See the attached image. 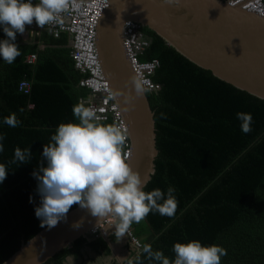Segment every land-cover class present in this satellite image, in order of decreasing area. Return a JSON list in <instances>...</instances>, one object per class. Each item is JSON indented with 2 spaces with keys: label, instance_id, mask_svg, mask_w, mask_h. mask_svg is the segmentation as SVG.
Segmentation results:
<instances>
[{
  "label": "trees",
  "instance_id": "obj_1",
  "mask_svg": "<svg viewBox=\"0 0 264 264\" xmlns=\"http://www.w3.org/2000/svg\"><path fill=\"white\" fill-rule=\"evenodd\" d=\"M142 30L150 44L140 60L159 61L152 76L159 89L147 92L158 154L144 190L167 193L171 186L178 207L173 217L150 212L144 231L138 223L130 226L142 240L139 249H129L124 264H135L138 254L148 264L145 244L174 259V243L191 239L225 248L221 264H264V99L197 66L149 28ZM3 39L7 37L0 26ZM68 39L66 32L53 37L42 31L28 39L17 33L21 56L12 64L0 57V134L5 135L0 163L8 169L0 182V264L46 227L35 215L41 197L33 173L41 163L46 166L43 147L59 124L78 122L73 106H87L83 100L90 90L80 85L87 74L75 67ZM30 55L35 56L32 62ZM238 112L252 115L251 132H242ZM13 113L21 121L17 127L3 122ZM101 122L115 125L111 117ZM16 147L30 148L31 160L13 163ZM87 237L42 264H68L70 257L86 264L112 255L101 232ZM109 239L116 241L114 231ZM112 264L119 263L113 259Z\"/></svg>",
  "mask_w": 264,
  "mask_h": 264
},
{
  "label": "water",
  "instance_id": "obj_2",
  "mask_svg": "<svg viewBox=\"0 0 264 264\" xmlns=\"http://www.w3.org/2000/svg\"><path fill=\"white\" fill-rule=\"evenodd\" d=\"M128 20L149 28L217 78L264 99V18L228 0H107L96 28L95 48L102 76L127 126L131 153L126 162L145 186L158 154L155 120L147 93L142 86L140 92L136 90L139 81L122 47ZM111 219L115 218L99 220L77 205L57 226H46L23 242L2 264H42Z\"/></svg>",
  "mask_w": 264,
  "mask_h": 264
},
{
  "label": "clouds",
  "instance_id": "obj_3",
  "mask_svg": "<svg viewBox=\"0 0 264 264\" xmlns=\"http://www.w3.org/2000/svg\"><path fill=\"white\" fill-rule=\"evenodd\" d=\"M71 3L72 0H39L38 3L0 0V26L7 37L0 40V57L12 64L21 56L15 43L17 33L23 35L26 26L33 22L41 29L61 23L62 14L69 12ZM20 90L23 91V86ZM136 90H142L139 82ZM72 112L78 122L59 124L51 142L43 147L46 166L41 163L38 171L33 173L41 197L40 205L35 208L40 226L48 229L57 226L73 205H79L99 220L114 217L115 222L111 219L103 227L112 224L114 236L119 241L133 223L141 222L150 212L173 217L178 207L173 195L175 189L170 186L167 193L160 188L145 191L139 173L126 162L130 158V155L128 158L123 155L127 131L117 125L102 123L96 110L83 103L74 105ZM237 118L243 133L252 131L250 113L238 112ZM3 122L9 127L21 123L14 113L4 117ZM4 139L5 135L0 134V152L4 151ZM31 158L30 148H15L13 163H27ZM7 173V167L0 163V182L6 179ZM97 227L102 235L107 232L101 225ZM107 237L109 239V235ZM173 252L174 259H170L162 251H153L149 244L143 246L148 264H221V258L227 255L222 246L204 245L197 239L174 243ZM128 264H134L133 260ZM135 264H143L140 254L136 256Z\"/></svg>",
  "mask_w": 264,
  "mask_h": 264
},
{
  "label": "built area",
  "instance_id": "obj_4",
  "mask_svg": "<svg viewBox=\"0 0 264 264\" xmlns=\"http://www.w3.org/2000/svg\"><path fill=\"white\" fill-rule=\"evenodd\" d=\"M38 3L39 0H32ZM232 6L239 5L243 10L252 12L264 18V0H228ZM107 7V0H72L70 10L63 13L61 23L46 25L45 28H39L35 22L30 26L32 35H39L45 31L53 37H58L61 32H66L70 40V53L74 60L75 67L82 73L87 74L80 80V85L90 90L89 96L83 100L87 107L96 110L101 120L108 117L112 118L115 125L127 131L125 120L122 118L117 105L113 102V95L109 90L108 83L102 76L100 69L98 53L95 48L96 28L102 12ZM149 40L145 36L142 26L132 20L124 24L122 32V47L124 48L127 60L145 92L156 91L159 85L152 80V76L159 66L157 59L140 60V56L149 46ZM35 59L34 55L28 57V62ZM27 88V84L23 83ZM89 98V99H88ZM131 152L129 138L123 146V155L129 157ZM100 230L96 227L91 233L97 234ZM137 247L141 243L132 236Z\"/></svg>",
  "mask_w": 264,
  "mask_h": 264
},
{
  "label": "rangeland",
  "instance_id": "obj_5",
  "mask_svg": "<svg viewBox=\"0 0 264 264\" xmlns=\"http://www.w3.org/2000/svg\"><path fill=\"white\" fill-rule=\"evenodd\" d=\"M31 25H28L27 27L29 28ZM25 39H28V36L25 37ZM113 222H115V219H113ZM143 223H144L143 220L138 223L142 231H144ZM108 225L109 226L103 227L107 231L103 233L105 237H107L110 233L114 231V226L112 224H108ZM143 235H144L143 236L144 238L146 236V233L144 232ZM132 236L134 235H133L132 229L129 227L126 235L121 240L119 241L116 240L112 243V255L111 256L102 257V258H99L96 262H87L86 264H112L113 259L118 261L119 264H124V262L129 256V249L131 248L134 249V247H137L135 241L132 239ZM141 240H139V242H141ZM68 264H77V262L72 257H70L68 258Z\"/></svg>",
  "mask_w": 264,
  "mask_h": 264
},
{
  "label": "crops",
  "instance_id": "obj_6",
  "mask_svg": "<svg viewBox=\"0 0 264 264\" xmlns=\"http://www.w3.org/2000/svg\"><path fill=\"white\" fill-rule=\"evenodd\" d=\"M30 35V30H29V28L26 26V30H25V32H24V34L23 35H21L22 36V38H24L25 39V37H27V36H29ZM69 37V36H68ZM69 40V39H68ZM70 43H68V45H69Z\"/></svg>",
  "mask_w": 264,
  "mask_h": 264
}]
</instances>
